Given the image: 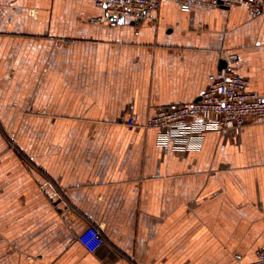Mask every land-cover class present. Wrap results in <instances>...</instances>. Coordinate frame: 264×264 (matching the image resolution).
Here are the masks:
<instances>
[{"label": "crops", "instance_id": "obj_1", "mask_svg": "<svg viewBox=\"0 0 264 264\" xmlns=\"http://www.w3.org/2000/svg\"><path fill=\"white\" fill-rule=\"evenodd\" d=\"M102 15L92 0H0V264L254 263L264 122L164 143L141 125L197 101L229 54L264 97V7ZM89 225L105 236L94 252L77 240Z\"/></svg>", "mask_w": 264, "mask_h": 264}, {"label": "built area", "instance_id": "obj_2", "mask_svg": "<svg viewBox=\"0 0 264 264\" xmlns=\"http://www.w3.org/2000/svg\"><path fill=\"white\" fill-rule=\"evenodd\" d=\"M103 10V15L94 19L95 23L110 24L118 18L145 19L158 12L165 2L177 4L181 11L192 8L226 9L242 6L256 16L264 7V0H92ZM226 63L220 78L214 80L200 98L190 104L175 105L160 109L148 118L141 127L163 130L161 141L192 137L196 131L214 129L239 134L249 121L264 122V97L249 91L248 80L238 76L232 65L238 61L237 54L224 57ZM135 125L133 119L126 122ZM78 242L89 252L96 251L104 242L103 231L89 225L77 236ZM133 264V263H131ZM252 264H264V247L258 252Z\"/></svg>", "mask_w": 264, "mask_h": 264}, {"label": "water", "instance_id": "obj_3", "mask_svg": "<svg viewBox=\"0 0 264 264\" xmlns=\"http://www.w3.org/2000/svg\"><path fill=\"white\" fill-rule=\"evenodd\" d=\"M112 21H113V23L122 24V23H124L125 20L123 18H118L117 20L112 19ZM221 65H222V67H225L226 66L225 61H223V63Z\"/></svg>", "mask_w": 264, "mask_h": 264}]
</instances>
